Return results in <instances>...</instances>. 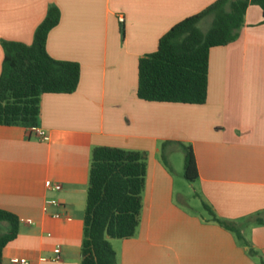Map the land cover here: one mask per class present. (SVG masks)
<instances>
[{
	"label": "crops",
	"instance_id": "1",
	"mask_svg": "<svg viewBox=\"0 0 264 264\" xmlns=\"http://www.w3.org/2000/svg\"><path fill=\"white\" fill-rule=\"evenodd\" d=\"M216 1L0 0V75L2 42L31 45L51 6L59 9L60 22L48 36L47 51L81 68L73 94L41 99L38 127L47 140L29 128L0 126V210L19 219L18 237L4 249L2 264H81L91 155L97 147L139 152L147 163L137 233L109 241L118 264L264 260V225L241 231L258 253L254 258L232 232L208 222L206 212L184 205L196 198L203 209L206 204L237 224L264 215L261 8L248 7L235 42L211 50L204 105L137 97L139 60L155 52L176 24ZM166 142L192 147L199 174L191 183L197 186L193 194L183 185L178 189L171 157L179 151L170 155L169 168L163 164ZM56 185L62 189L54 190Z\"/></svg>",
	"mask_w": 264,
	"mask_h": 264
},
{
	"label": "trees",
	"instance_id": "2",
	"mask_svg": "<svg viewBox=\"0 0 264 264\" xmlns=\"http://www.w3.org/2000/svg\"><path fill=\"white\" fill-rule=\"evenodd\" d=\"M261 8L264 0H217L190 16L161 37L155 52L138 63V99L149 103L204 105L208 98L209 56L214 48L235 42L245 26L249 6ZM211 19L207 32L200 24ZM60 22V11L51 6L38 26L31 45L2 42L4 60L0 75V126L38 127L41 99L46 94H73L80 83L78 63L55 60L47 51L50 32ZM174 151L184 155V178L198 180V168L191 146L166 142L161 160L169 166ZM147 174L146 158L139 152L97 147L91 155L89 188L84 214L81 264H118L109 240L133 238L140 225L142 195ZM208 222L232 232L247 248L250 257L258 253L242 234L246 225H264V215L237 224L219 218L204 204ZM0 223L8 231L0 234V264L3 251L19 234V219L0 210ZM260 264H264L261 259Z\"/></svg>",
	"mask_w": 264,
	"mask_h": 264
},
{
	"label": "rangeland",
	"instance_id": "3",
	"mask_svg": "<svg viewBox=\"0 0 264 264\" xmlns=\"http://www.w3.org/2000/svg\"><path fill=\"white\" fill-rule=\"evenodd\" d=\"M210 26H211V19H207L200 24V29L203 32H207L209 30ZM171 160L173 162L174 175H175V177L179 183L178 189H180L181 185H183V187L186 191L191 190V193L193 194V187L196 188L197 186H193L191 183L187 182L184 178V155H183V153L182 152L175 153L174 155H172ZM178 199H180V198L178 197ZM193 199L194 200L190 199L189 202H188V200L187 201L185 200L184 205L193 208L194 211H196L202 215H205V211L203 209L202 203L200 201H198L196 198H193ZM178 202H181V201L178 200ZM5 225H7V224L6 223H0V234H4L7 232V231H5V230H7L5 228ZM109 241H112V240H109ZM261 259L262 258L257 259L259 264H260Z\"/></svg>",
	"mask_w": 264,
	"mask_h": 264
},
{
	"label": "built area",
	"instance_id": "4",
	"mask_svg": "<svg viewBox=\"0 0 264 264\" xmlns=\"http://www.w3.org/2000/svg\"><path fill=\"white\" fill-rule=\"evenodd\" d=\"M120 22H124V18L120 17L119 18ZM30 131L34 134H36V136L40 139V140H47L48 136L46 131H44L43 129L39 128V127H35V128H31ZM54 190H61L62 187L60 185H56L53 187ZM54 205H56V203H54ZM56 218H59V215H56ZM29 224H32V221H29ZM60 253H61V248L57 247L55 250V254L57 255V259L60 258ZM20 264H28V262L26 260H22Z\"/></svg>",
	"mask_w": 264,
	"mask_h": 264
}]
</instances>
